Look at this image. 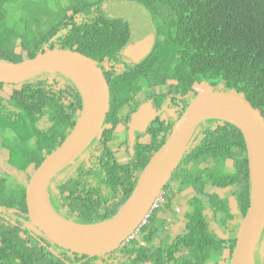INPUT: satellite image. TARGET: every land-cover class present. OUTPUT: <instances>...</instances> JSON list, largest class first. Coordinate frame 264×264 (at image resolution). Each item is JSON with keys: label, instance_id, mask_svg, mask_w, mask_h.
<instances>
[{"label": "trees", "instance_id": "1", "mask_svg": "<svg viewBox=\"0 0 264 264\" xmlns=\"http://www.w3.org/2000/svg\"><path fill=\"white\" fill-rule=\"evenodd\" d=\"M127 1L148 10L156 37L150 51L138 63L123 71H111L110 110H118L128 102L133 90L130 76L135 73L143 82H162V100L170 95L181 111L189 98L210 85L216 91L233 89L243 93L264 117V0ZM103 2L0 0V60L18 62L48 49L66 48L91 57L96 64L113 62L129 42L131 27L124 17L107 16L102 9ZM52 72L20 83L0 82V130L14 134L16 138L11 143H17L15 147L5 145L8 163L19 174H27L22 183L2 172L0 197L6 209L16 212L19 209L25 215V187L30 175L72 129L81 107V97L74 84L70 81L56 90V76L64 75ZM66 93L71 96V105L62 101ZM43 119L50 123L47 129L40 124ZM170 131L171 122L162 121V143ZM1 137L5 142L10 139L5 132ZM183 158L185 163L192 161V166L174 171L164 187L163 200L153 208L140 229L141 238L147 241L146 251L156 264H230L236 234L234 231L222 236V231L225 233L224 228L232 218H242L250 203L243 136L229 122L205 119L197 126ZM207 159L214 163L197 172V164ZM227 159L231 160L230 167L226 165ZM140 161L132 175L119 171L108 158L99 168L82 163L71 174L56 176L54 189H49L55 212L77 223H93L113 215L129 196L146 159ZM198 174L202 182L213 186L235 185L233 192L239 211L232 213L227 198L217 194L208 197L205 204L190 200V208L183 215V230L169 236L164 230L163 215L170 210L176 192L188 185L200 186L196 181ZM206 208L211 211L210 216L203 212ZM206 217L212 219L206 220ZM22 234L26 232L16 231L14 227L0 233V264L59 261L51 260V254L47 256L49 259L43 258L41 244L35 242L39 247L29 246ZM260 239L264 243V229ZM139 246L134 242L122 248L131 253ZM255 262L264 264L257 252Z\"/></svg>", "mask_w": 264, "mask_h": 264}, {"label": "water", "instance_id": "2", "mask_svg": "<svg viewBox=\"0 0 264 264\" xmlns=\"http://www.w3.org/2000/svg\"><path fill=\"white\" fill-rule=\"evenodd\" d=\"M49 71L59 72L72 81L79 91L82 106L72 129L35 168L26 185V206L36 227L59 246L88 257L117 249L152 207L177 167L197 125L205 119L217 118L240 130L246 146L250 180V203L236 233L230 264H256L254 249L264 229V117L243 93L233 89L216 91L210 85L201 89L141 170L118 210L97 222L77 223L52 209L47 186L55 174L102 132L109 108L108 83L96 62L75 49H48L18 62L0 60V82L3 83H20Z\"/></svg>", "mask_w": 264, "mask_h": 264}, {"label": "flooded vegetation", "instance_id": "3", "mask_svg": "<svg viewBox=\"0 0 264 264\" xmlns=\"http://www.w3.org/2000/svg\"><path fill=\"white\" fill-rule=\"evenodd\" d=\"M132 38L133 37H132V29H131V37L129 39V42L122 50L119 51V54L117 55V59L109 64H106L105 61H102L101 64H96L102 70L107 80L108 89H109V101H110L111 87H112V83L109 82V78H111L112 75L111 71L113 70L123 71L126 68L135 65L141 59H143L145 55L150 51L151 47L148 50V46L146 44L144 46L140 45L139 47L137 43L136 45L137 58L128 55L126 47L130 43ZM144 51H147V53L144 56H141L140 54H142ZM129 54H132V50H129ZM46 73H47L46 75H49L48 72ZM40 74L44 75L45 72H42ZM130 78L133 82V90L131 91V97L128 99V102L121 105V107L118 110L116 109L110 110V102H109V108L102 124V132L99 135H96V137H94V139L67 166L61 169L57 174H55V176H53L50 179L47 186V196H48V201L54 211H55V207L53 202L50 200V193H49V189H54L53 179L56 176L61 178L66 174H71L73 171H76V169L82 163H84L87 167L95 166V168H99L100 165H103L105 161H108V158H110L116 164L117 169L119 171L125 170L130 175H132L134 174L135 168L138 165V161L139 160L142 161L143 159H146L144 164H142V168L139 170V172L136 175L135 180H137L141 170L145 167L147 162L152 158L154 153L164 143V142L162 143V121L168 120L169 122H171V128H172L174 122L180 117V115L184 112L185 108L195 97L194 96L192 98H189L188 103L185 105V108L181 111V106H178L177 103L171 99L170 95L167 96L164 101L162 100V90H163L162 82L159 84H150L148 82H143L144 79L135 73H132ZM55 79L56 81L54 82V86L56 87L55 88L56 90H59V88H63L65 85H69L71 81L67 77L59 76V75L56 76ZM65 82L66 84L64 86L60 85V84H64ZM62 101H64L68 105H71V102H73L71 100L70 94L68 93H66L62 97ZM73 106H76V103H74ZM137 112L139 113V115H137L138 114ZM212 119H217V118H212ZM40 124L41 126H43L44 129H47L48 126L50 125L49 121H45V119L41 120ZM150 126L153 127L151 128ZM195 131L192 135V139L189 142L187 148L190 146L192 140L195 137ZM4 132L8 133L10 137V139L6 142L1 137V134ZM15 138H16L15 135L12 134L11 132L0 130V150H3L2 152L6 154V158L4 159V161L6 162V166L8 165L10 168L11 166L9 165L7 159L8 148L5 145L15 147L17 143L15 142L13 145L11 143V141ZM31 142L34 143V139L31 140ZM54 149H52L49 153H47V155L50 154L52 151H54ZM43 152L46 153L44 150ZM185 152L183 153L175 170H177L182 166H187V167L192 166L193 164L192 161H190L189 163L184 162L183 157ZM203 162L205 163L211 162V163L205 164ZM203 162H201L199 165L197 164L196 166L197 172L204 170L205 167H209L212 163H214L208 159ZM226 165L228 167L231 166L230 159H227ZM3 173L5 174V172ZM15 173L19 174V172L17 171ZM0 174H2L1 171ZM6 175L15 177L11 173H6ZM172 175L167 181V183L170 182ZM194 177H196V175ZM196 181L200 183V186L195 184V188H194L193 186L188 185L182 191L175 193L174 197H172L173 198L172 206L170 210H167L163 215L165 219L164 230L168 233L169 236H175L176 234L180 233L183 230L184 228L183 215L190 208V200H192L194 203L199 201L200 203L205 204L206 203L205 200H207L208 197L212 196L213 194H217L218 197L220 198H227L229 207L230 204H232V207L234 209V211H232L231 209L232 213L235 214L239 211V204L236 195L233 192L235 185H226L224 187L213 186L210 185L209 183L202 182L200 180L199 174ZM167 183L163 186L161 192L155 198L153 203L154 206L148 212L145 222L142 223L137 230L135 229L131 234H129L128 237L122 241V243L117 249L109 253H106L105 255L88 257L84 254L72 252L70 250H67L59 246L53 240L47 237L38 227L35 226V224L30 219L28 210H27V215H25L23 211H20L19 209L17 210V212L8 210L4 207L1 197H0V233L3 234L4 231L8 229V227L11 230H13L14 227L16 231L18 230L25 231L26 234H22L21 237L25 240L26 244H28L29 246L31 245L33 247L34 246L39 247L38 245L41 244L42 248L44 249L43 255L41 254L43 258H48L47 256L51 254L53 256V258H50L51 260H59L58 262L55 263L53 262L52 264H63L62 262H64L65 264H156L154 260L153 261L151 260L152 259L151 253L149 251H146L147 241L144 238H141L140 229L143 225L147 223V219L153 208L157 207V205L163 200L164 197L163 195L165 194L164 187L167 185ZM226 188L230 190L232 199L229 196L220 194V191L223 192ZM102 195L103 192L102 194H100L101 198ZM203 212L208 216L211 215V211L208 208L204 209ZM60 216L65 218L62 215ZM109 217L110 216H108L107 218ZM242 218L234 217L232 218L231 221H228L227 226L224 228L225 234H222V236H228L230 234H233L234 231L236 234ZM210 219L212 218L206 217V220H210ZM68 220L73 221V219H68ZM174 222H178L176 224H180V225H176L174 224ZM9 224H12L13 227H10ZM210 224L213 227L217 228V225L214 222L210 221ZM175 226L177 227L175 228ZM165 236L166 235L161 236L159 239L156 240L154 244L158 245L159 242L165 238ZM258 241L261 242V239L259 238ZM35 242H37L38 245ZM134 242H137L140 246L137 248V250L131 253L130 252L126 253L125 248H122L123 245L131 244ZM256 252L258 254L259 250L257 251V249L255 248L254 260H255ZM262 258L264 259V257Z\"/></svg>", "mask_w": 264, "mask_h": 264}, {"label": "rangeland", "instance_id": "4", "mask_svg": "<svg viewBox=\"0 0 264 264\" xmlns=\"http://www.w3.org/2000/svg\"><path fill=\"white\" fill-rule=\"evenodd\" d=\"M102 6H103L102 9L107 16L124 17L129 22L130 27L132 29L133 38L131 39L130 43L126 47L128 55L133 56L134 58H137L136 56L137 55V50H136L137 43L139 47L140 45L144 46L146 44L149 50V48L152 46L155 40V37H156L155 35L156 28L151 18V15L147 9H145L142 5L138 3L130 2L127 0H104V2L102 3ZM129 50H132V54H129ZM146 53L147 51H144L140 55L144 56ZM65 84L66 82L60 85L64 86ZM3 94L6 95V93H3ZM2 151L3 150H0V171L5 172V174L11 173L15 176L16 180H18L19 182L25 183L26 174H17L15 173L16 171L12 167L10 168L8 165L6 166V162L4 161V159L6 158V154ZM220 194L229 196L232 199L230 190L228 188H226L223 192L220 191ZM230 207L232 211H234L232 204H230ZM176 223L178 222H174V224ZM176 225H180V224H176ZM176 227L177 226H175V228ZM222 234H225V233L222 231ZM255 248L257 249V251L259 250V257L260 258L264 257V244L258 241ZM220 264H223V262H221Z\"/></svg>", "mask_w": 264, "mask_h": 264}, {"label": "built area", "instance_id": "5", "mask_svg": "<svg viewBox=\"0 0 264 264\" xmlns=\"http://www.w3.org/2000/svg\"><path fill=\"white\" fill-rule=\"evenodd\" d=\"M153 203H154V202H153ZM153 206H154V204H152V207H153ZM152 207H151V208H152ZM151 208H150V209H151ZM150 209L148 210V212L150 211ZM148 212L146 213V215L144 216V218L141 220L140 224L135 228L136 230L139 228V226H140L142 223L145 222V219H146V217H147ZM135 229H134V230H135Z\"/></svg>", "mask_w": 264, "mask_h": 264}, {"label": "bare ground", "instance_id": "6", "mask_svg": "<svg viewBox=\"0 0 264 264\" xmlns=\"http://www.w3.org/2000/svg\"><path fill=\"white\" fill-rule=\"evenodd\" d=\"M59 223L62 224V225H64V224H63L64 222H63V223H62V222H59Z\"/></svg>", "mask_w": 264, "mask_h": 264}, {"label": "clouds", "instance_id": "7", "mask_svg": "<svg viewBox=\"0 0 264 264\" xmlns=\"http://www.w3.org/2000/svg\"><path fill=\"white\" fill-rule=\"evenodd\" d=\"M33 173V172H32ZM31 177V176H30ZM134 231V230H133ZM131 234V233H130Z\"/></svg>", "mask_w": 264, "mask_h": 264}]
</instances>
